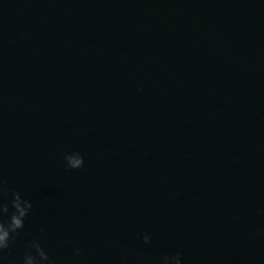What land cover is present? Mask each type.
<instances>
[{
  "label": "water",
  "instance_id": "1",
  "mask_svg": "<svg viewBox=\"0 0 264 264\" xmlns=\"http://www.w3.org/2000/svg\"><path fill=\"white\" fill-rule=\"evenodd\" d=\"M0 177L3 264H264V0H0Z\"/></svg>",
  "mask_w": 264,
  "mask_h": 264
},
{
  "label": "clouds",
  "instance_id": "2",
  "mask_svg": "<svg viewBox=\"0 0 264 264\" xmlns=\"http://www.w3.org/2000/svg\"><path fill=\"white\" fill-rule=\"evenodd\" d=\"M142 90L141 88L140 91ZM63 159L65 167L69 170L81 169L85 165V157L78 150L65 151ZM33 207L30 198L21 190L10 188L8 181L0 177V264H3L5 259V251L10 249L21 235ZM142 238L145 244H151L153 236L152 233L144 232ZM73 252L76 256L82 255L79 247H74ZM20 264H57V260L49 254L41 237L35 236L25 242ZM158 264H184L183 253H166L158 258Z\"/></svg>",
  "mask_w": 264,
  "mask_h": 264
}]
</instances>
